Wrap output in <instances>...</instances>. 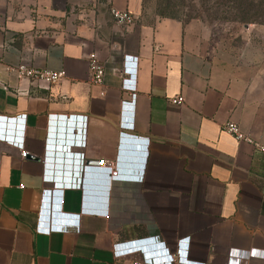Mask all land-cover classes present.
<instances>
[{
    "label": "crops",
    "instance_id": "1",
    "mask_svg": "<svg viewBox=\"0 0 264 264\" xmlns=\"http://www.w3.org/2000/svg\"><path fill=\"white\" fill-rule=\"evenodd\" d=\"M55 3L0 0V264H264V152L224 130L264 146V27Z\"/></svg>",
    "mask_w": 264,
    "mask_h": 264
},
{
    "label": "rangeland",
    "instance_id": "2",
    "mask_svg": "<svg viewBox=\"0 0 264 264\" xmlns=\"http://www.w3.org/2000/svg\"><path fill=\"white\" fill-rule=\"evenodd\" d=\"M36 2L38 0H18V2ZM58 9H70L75 12L83 10H105L109 0H55ZM144 13L148 18L160 17L180 21L184 24L194 22L217 31L238 30L246 26L264 27V20L247 21L235 20L233 17L217 13L214 0H143Z\"/></svg>",
    "mask_w": 264,
    "mask_h": 264
},
{
    "label": "built area",
    "instance_id": "3",
    "mask_svg": "<svg viewBox=\"0 0 264 264\" xmlns=\"http://www.w3.org/2000/svg\"><path fill=\"white\" fill-rule=\"evenodd\" d=\"M111 14L114 20L122 26H130L135 23V18L129 12H123L113 9ZM89 65L91 69V81L94 84L103 86L105 84L106 69L105 66L98 60L95 54L89 58ZM14 73L18 80L29 81L31 84L44 83L46 85H53L61 81L65 76V72H51V71H39L31 68L27 64H21L15 69H9ZM123 73V72H122ZM133 96V93L130 94ZM174 105H182L185 102L183 96H179L170 100ZM224 130L235 138L238 142H245L255 147L256 150L264 152V146L253 140L250 136L244 134L239 126L234 122H229L224 126ZM23 158L27 157V152H22ZM100 167L107 168L111 171L112 177H117L118 172L115 169L114 163L100 162ZM55 187H59L58 183H55ZM237 251H230L228 256V264H244V261L239 258ZM132 264H140L138 262Z\"/></svg>",
    "mask_w": 264,
    "mask_h": 264
},
{
    "label": "trees",
    "instance_id": "4",
    "mask_svg": "<svg viewBox=\"0 0 264 264\" xmlns=\"http://www.w3.org/2000/svg\"><path fill=\"white\" fill-rule=\"evenodd\" d=\"M217 13L233 17L235 20H264V0H214Z\"/></svg>",
    "mask_w": 264,
    "mask_h": 264
},
{
    "label": "water",
    "instance_id": "5",
    "mask_svg": "<svg viewBox=\"0 0 264 264\" xmlns=\"http://www.w3.org/2000/svg\"><path fill=\"white\" fill-rule=\"evenodd\" d=\"M61 122H63V123H64V125H66V126H67L68 124L70 125V121H69V122H67L65 119H62V120H61ZM61 126H62V125H61Z\"/></svg>",
    "mask_w": 264,
    "mask_h": 264
}]
</instances>
